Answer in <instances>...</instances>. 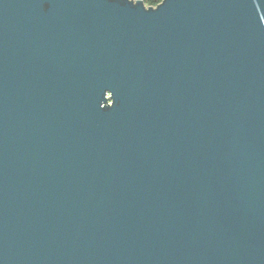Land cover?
I'll return each instance as SVG.
<instances>
[{
	"label": "water",
	"instance_id": "1",
	"mask_svg": "<svg viewBox=\"0 0 264 264\" xmlns=\"http://www.w3.org/2000/svg\"><path fill=\"white\" fill-rule=\"evenodd\" d=\"M0 264H264V0H0Z\"/></svg>",
	"mask_w": 264,
	"mask_h": 264
},
{
	"label": "trees",
	"instance_id": "2",
	"mask_svg": "<svg viewBox=\"0 0 264 264\" xmlns=\"http://www.w3.org/2000/svg\"><path fill=\"white\" fill-rule=\"evenodd\" d=\"M145 4V6L147 7H154L156 6L158 3L161 2V0H142Z\"/></svg>",
	"mask_w": 264,
	"mask_h": 264
}]
</instances>
